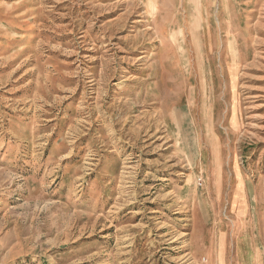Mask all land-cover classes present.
Here are the masks:
<instances>
[{
	"label": "rangeland",
	"instance_id": "374dc122",
	"mask_svg": "<svg viewBox=\"0 0 264 264\" xmlns=\"http://www.w3.org/2000/svg\"><path fill=\"white\" fill-rule=\"evenodd\" d=\"M0 264H264V0H0Z\"/></svg>",
	"mask_w": 264,
	"mask_h": 264
}]
</instances>
